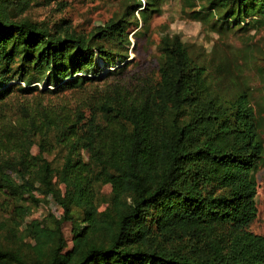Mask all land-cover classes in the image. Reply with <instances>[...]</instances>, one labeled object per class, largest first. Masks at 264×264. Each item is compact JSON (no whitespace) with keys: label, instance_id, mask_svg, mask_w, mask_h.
<instances>
[{"label":"trees","instance_id":"obj_1","mask_svg":"<svg viewBox=\"0 0 264 264\" xmlns=\"http://www.w3.org/2000/svg\"><path fill=\"white\" fill-rule=\"evenodd\" d=\"M20 1L0 0V191L17 227L48 195L62 212L25 226L30 253L0 246V264H264V235L247 227L257 212L254 172L262 153L247 95L215 91L179 35L164 34L155 76L66 100L65 91L81 93L102 79L95 56L113 67L114 57L125 61L101 41L129 43L125 30L138 22L122 14L79 33L16 19L13 9L27 6ZM155 1L137 0L132 10ZM211 3L235 22L264 18V0ZM53 147L62 153L59 168L44 156ZM98 183L110 186L103 210Z\"/></svg>","mask_w":264,"mask_h":264},{"label":"rangeland","instance_id":"obj_2","mask_svg":"<svg viewBox=\"0 0 264 264\" xmlns=\"http://www.w3.org/2000/svg\"><path fill=\"white\" fill-rule=\"evenodd\" d=\"M24 1H27V6L23 11H19L21 3L12 11L16 19L29 18L48 27L66 24L79 33L93 31L108 19L117 18L122 14L126 15L128 21H133L134 16L138 22L137 26L132 24L125 30L129 43L101 41L107 50L126 54L124 62L117 57L113 58L114 67L119 68L113 70V66H108L107 62L95 56L100 68L96 71L102 79L87 83L81 93L72 89L65 91L66 100L73 101L72 93L78 97H86L106 85L114 83L133 85L141 77L155 76L157 46L164 34L179 35L191 54L204 65L215 91L228 97L245 93L254 109L262 144V153L254 172L257 184L255 196L257 212L247 227L256 234L264 235V18H258L254 25H247L246 22L250 18L256 19V16L238 19L236 22L233 18L225 19L222 16L224 9L211 8L213 0H156L151 5L146 4L145 9L139 11L132 10L137 0ZM110 71L114 74H109ZM39 86L43 87L41 84ZM43 100L55 102L54 98L47 97ZM31 151L37 154L38 147L33 145ZM44 156L52 167H60L62 153L59 147H53ZM56 180L55 177L53 181L56 183ZM59 186L62 188L61 184ZM96 190L97 202L101 201L98 209L109 207L110 186L98 183ZM3 192L0 191V246L30 253V244L33 240L22 232L25 226L37 221L50 223L53 218L61 215V208L53 197L48 195L46 201H41L38 206L31 208L32 212L24 217L17 227L13 205L9 203V198L4 197ZM73 216L79 220L81 211L74 208ZM71 229L72 221L66 220L61 223V232L66 242L65 250L71 249L73 245ZM158 241L159 238L156 239V242ZM184 243L175 242L174 245L182 247Z\"/></svg>","mask_w":264,"mask_h":264}]
</instances>
